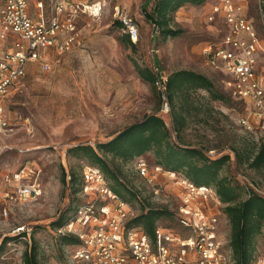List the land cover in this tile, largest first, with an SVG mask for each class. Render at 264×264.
<instances>
[{
    "label": "rangeland",
    "instance_id": "374dc122",
    "mask_svg": "<svg viewBox=\"0 0 264 264\" xmlns=\"http://www.w3.org/2000/svg\"><path fill=\"white\" fill-rule=\"evenodd\" d=\"M29 1L30 12L36 19H71L83 45L63 55H49L61 61L53 62L48 72L39 63L30 66L27 76L6 101L11 125L0 133V180L7 176L15 179L20 174L24 176L23 182L37 186L39 194L24 204L13 205L7 218L0 216V246L14 237L18 227H43L44 231L35 232L31 240L40 245L41 261L43 264H67L65 258L62 260L60 243L46 231L54 230L60 218H69L78 204L91 199L85 191L75 195L63 181L64 172L80 177L88 164L75 156L72 149L79 145L97 148L98 144L111 140L125 128L154 113L172 127L171 114L162 113L158 89L140 77L135 62L167 78L177 70L202 73L214 81L218 91L228 95L230 101H211L207 92H199L201 113L190 117L183 141L195 147H206L212 159L231 155L223 175L241 187L244 199L248 189L264 197V168L258 171L247 164H239L232 151L240 148L251 153L264 143V130H248L240 124L239 120L246 114L245 104L230 96L225 84L228 77L207 66L203 55L205 44L218 41L226 32L222 19L214 22L208 19L216 0H206L201 5L187 4L178 9L171 24L183 32L167 39L144 14L146 3H149L147 11L150 12L155 0ZM245 2L246 12L264 43V0ZM40 3L42 8H39ZM124 16L130 17L139 30L134 50L123 41L127 29L117 24ZM143 158L150 164L155 163L151 153ZM113 164L121 178L152 206L160 203L175 210L180 204L178 189L166 177L161 178L166 189L164 196L157 198L138 176L135 162L121 163L116 159ZM165 199L168 203H163ZM131 202L138 216L142 205L139 200ZM173 216H163L160 222L177 227ZM221 223L222 235L230 241L231 226L225 214ZM27 243H6L0 250V264H24V252L31 245ZM253 255L256 259L264 257V230L256 237Z\"/></svg>",
    "mask_w": 264,
    "mask_h": 264
},
{
    "label": "built area",
    "instance_id": "2783aa9c",
    "mask_svg": "<svg viewBox=\"0 0 264 264\" xmlns=\"http://www.w3.org/2000/svg\"><path fill=\"white\" fill-rule=\"evenodd\" d=\"M42 7L40 3L39 8ZM218 18L223 20L226 32L218 41L205 44L206 64L228 77L225 84L229 92L245 104L246 114L239 120L240 124L248 130H264V43L246 12L245 0H216L208 19L214 22ZM121 21L133 42H137L139 30L134 21L128 16ZM0 40L10 42L9 47L0 51L2 133L11 125L6 101L27 76L29 64L39 63L48 72L53 62L61 61L49 55L68 53L81 47L83 41L71 19L46 21L33 17L29 0H2ZM157 77L162 113L170 115L171 105L166 96L168 78ZM135 170L157 198L163 197L166 190L162 177L178 189L180 204L170 210L177 227L160 222L151 237L142 226L130 224L136 217L132 202L113 191L101 169L87 164L82 171L81 191L91 199L78 204L57 229L46 231L56 238L78 240L77 244L67 247V264H234L229 240L221 232L222 203L213 187L199 186L175 171L150 164L143 157L135 161ZM66 174L72 191V176L69 172ZM23 177L17 174L15 179L7 176L0 180L1 217L7 218L13 205L24 204L39 194L37 186L23 182ZM133 191L144 200L140 192L134 188ZM167 199L163 203H168ZM155 205L158 209L167 206ZM42 228L18 227L14 237L31 244L35 232L44 231ZM11 244L9 241L8 245ZM253 264H264V257L257 258Z\"/></svg>",
    "mask_w": 264,
    "mask_h": 264
},
{
    "label": "trees",
    "instance_id": "16d2710c",
    "mask_svg": "<svg viewBox=\"0 0 264 264\" xmlns=\"http://www.w3.org/2000/svg\"><path fill=\"white\" fill-rule=\"evenodd\" d=\"M205 2L206 0H155V5L150 12L147 11L148 2L143 10L146 19L156 26L164 39H167L177 37L183 32L181 29H174L171 24L173 14L178 9L187 4L201 5ZM117 24L124 28L122 21H117ZM123 41L133 50L136 48V43L128 33L123 36ZM135 67L140 77L157 89V75L150 68L141 67L136 62ZM201 91L207 92L211 101H230L228 95L216 89L210 77L193 70H177L169 75L166 85V96L171 105V128L162 116L154 113L125 128L111 140L98 144L97 148L91 145H79L73 148L72 152L88 164L101 169L110 187L123 199L130 202L132 199L139 200L142 212L133 218L130 224L142 226L151 237L154 236L155 228L162 217L172 218L173 213L166 207L158 209L145 200L141 201L137 193L133 191V187L121 178L120 171L113 166L116 159L121 163H133L151 153L154 155L155 164L175 171L199 186L213 187L224 206L222 212L231 226L229 246L233 253L234 264H253L256 260L253 255L255 240L264 230V197L253 189H249L244 199L241 187L223 175L224 168L231 161V155L212 159L207 154L206 147H195L183 141L182 136L189 127L190 117L194 113H201L202 105L198 100ZM229 94L233 97L230 92ZM160 100L162 108V97ZM232 151L239 164H247L258 171L264 168V143H260L251 153L240 148H233ZM66 175L64 172L63 181L65 182H67ZM71 176L72 192L74 191L76 195L81 191L82 174L79 177L71 173ZM77 185L80 187L76 189ZM66 219L68 218H60L54 229H57ZM52 237L60 243L62 260L66 259L67 247L78 243L74 237ZM9 241L19 240L17 237L6 239L0 246V250ZM39 246L37 242H33L27 247L23 255L24 264H43L39 257Z\"/></svg>",
    "mask_w": 264,
    "mask_h": 264
},
{
    "label": "crops",
    "instance_id": "0c3cea01",
    "mask_svg": "<svg viewBox=\"0 0 264 264\" xmlns=\"http://www.w3.org/2000/svg\"><path fill=\"white\" fill-rule=\"evenodd\" d=\"M1 5H2V0H0V7H1ZM9 46H10V42H8V41H1L0 40V51L2 49H6ZM34 64H36V63H30L28 67H30V66L32 67Z\"/></svg>",
    "mask_w": 264,
    "mask_h": 264
}]
</instances>
